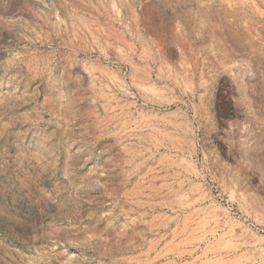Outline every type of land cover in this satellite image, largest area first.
Returning <instances> with one entry per match:
<instances>
[{"label": "rangeland", "instance_id": "obj_1", "mask_svg": "<svg viewBox=\"0 0 264 264\" xmlns=\"http://www.w3.org/2000/svg\"><path fill=\"white\" fill-rule=\"evenodd\" d=\"M0 264H264V0H0Z\"/></svg>", "mask_w": 264, "mask_h": 264}]
</instances>
